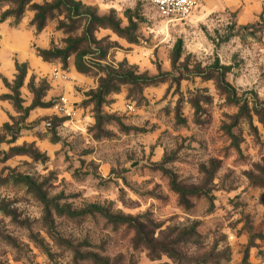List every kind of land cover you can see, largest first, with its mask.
<instances>
[{
	"label": "rangeland",
	"instance_id": "rangeland-1",
	"mask_svg": "<svg viewBox=\"0 0 264 264\" xmlns=\"http://www.w3.org/2000/svg\"><path fill=\"white\" fill-rule=\"evenodd\" d=\"M196 1L0 0V264H264V0Z\"/></svg>",
	"mask_w": 264,
	"mask_h": 264
},
{
	"label": "built area",
	"instance_id": "built-area-1",
	"mask_svg": "<svg viewBox=\"0 0 264 264\" xmlns=\"http://www.w3.org/2000/svg\"><path fill=\"white\" fill-rule=\"evenodd\" d=\"M168 22L183 21L197 8L196 0H146Z\"/></svg>",
	"mask_w": 264,
	"mask_h": 264
},
{
	"label": "trees",
	"instance_id": "trees-1",
	"mask_svg": "<svg viewBox=\"0 0 264 264\" xmlns=\"http://www.w3.org/2000/svg\"><path fill=\"white\" fill-rule=\"evenodd\" d=\"M24 13V3H23V5H22V2H21V4L19 5V7H18V9L16 10V12H15V15H16V17L18 18V19H21V16H22V14ZM6 19V17H2V20H5ZM40 21V18H39V16L36 18V22H39ZM40 54L44 57V58H46L47 57V53L46 52H40Z\"/></svg>",
	"mask_w": 264,
	"mask_h": 264
}]
</instances>
